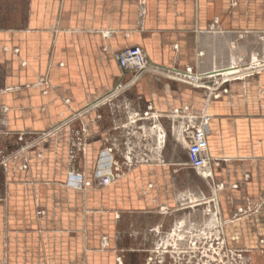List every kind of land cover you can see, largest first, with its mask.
<instances>
[{
	"label": "crops",
	"instance_id": "crops-1",
	"mask_svg": "<svg viewBox=\"0 0 264 264\" xmlns=\"http://www.w3.org/2000/svg\"><path fill=\"white\" fill-rule=\"evenodd\" d=\"M133 45L151 63L139 75L118 61ZM251 53L264 59V0H0V130L50 132L26 168L21 154L2 169L0 264H181L165 239L196 237L201 215L202 235L240 254L231 264H264V71L226 91L179 75ZM185 107L211 116L206 198L187 165ZM99 164L110 183L69 179Z\"/></svg>",
	"mask_w": 264,
	"mask_h": 264
},
{
	"label": "built area",
	"instance_id": "built-area-1",
	"mask_svg": "<svg viewBox=\"0 0 264 264\" xmlns=\"http://www.w3.org/2000/svg\"><path fill=\"white\" fill-rule=\"evenodd\" d=\"M118 61L121 69L124 72H132L134 75L144 73L151 66L146 52L139 45H133L120 51L118 53ZM228 69L230 73L226 77V74L215 75L218 74L215 71V74L211 72L200 77L194 76L191 73V69H189V73H187V75H179L181 77L180 79L183 81L193 83L194 85L210 89L212 91L214 89L221 88L225 83L232 79L245 77L264 71V59L259 57V55L256 53H251L247 59L245 56H240L238 61L230 65L226 70ZM224 90L226 91L227 88L224 87ZM175 112L179 114L180 118H182L184 121L182 135L187 145V165L200 173L203 177H211V181L213 182V167L218 164V161L214 159L209 152L207 128L211 120V116L207 113H203L201 115L192 114L189 112V107H185L182 110L177 109ZM24 136L25 133L18 135L19 143H22ZM109 150L108 151L111 152V149ZM104 163H107V168L117 167V162L113 158H107ZM100 165L101 164H99V166L96 168L92 180L84 179L81 173L73 174L70 177V180L74 181L75 185L79 188H85L92 183L94 185H106L110 183L111 176H109L107 173H104L103 169L100 168ZM21 167L26 168L27 166L25 163H23ZM211 247V249L214 250L215 255H220V249H222V247L215 248L213 245ZM227 250V253L229 254L228 259L226 260L221 257L219 263L222 262V264H231L232 258L230 257V254L233 252L230 248H227ZM189 252L191 253L192 257L195 258V264H217L215 258L209 262L201 263L202 258L200 255H198L199 248L197 247L196 240H191ZM192 257H190V260H188V264L194 263ZM238 257H240V254H238ZM196 258L199 260L196 261Z\"/></svg>",
	"mask_w": 264,
	"mask_h": 264
},
{
	"label": "rangeland",
	"instance_id": "rangeland-1",
	"mask_svg": "<svg viewBox=\"0 0 264 264\" xmlns=\"http://www.w3.org/2000/svg\"><path fill=\"white\" fill-rule=\"evenodd\" d=\"M227 83H225L221 88L220 91L224 90V87L227 88L226 86ZM4 112L7 111V108H3L2 109ZM1 117V116H0ZM25 133V132H24ZM21 133H7L5 130H0V199H3V195H4V190H3V174H2V169L4 167H7L9 165L10 162H13L16 164L18 157L21 156V158L23 159V163H25L26 166L29 165V162L31 160V158L29 156L26 155L27 152H30L31 149H33L35 146H37L39 143H42V145H44V141L45 139H47V135L50 134V132H46V133H42V134H27L25 133L24 139L22 141V143H19L18 140V135H20ZM38 136L43 137L44 139H41L40 141L38 140ZM4 137H10V140L8 141L7 147L4 146ZM15 142V143H14ZM44 142V143H43ZM15 144V145H14ZM16 144H19V146H17ZM17 146V147H16ZM38 156H40V154H37ZM21 164V163H20ZM19 164V168L20 169H24L22 166V164ZM96 170V169H95ZM95 173V172H94ZM73 175L70 174L69 175V179L70 177ZM94 176V174H93ZM84 178V176H83ZM93 178V177H92ZM85 179V178H84ZM88 180V179H86ZM90 180V179H89ZM92 180V179H91ZM200 183H201V191L203 192V196H205V198L208 196V194L211 193L210 191V187H211V177L207 178V177H203L200 176ZM205 201H207V199H201L200 203H204ZM211 209V207H209L208 204H201L200 208L201 210L203 209ZM45 210H39L37 211V215L42 216L45 214ZM208 216L204 217L203 215H201L200 217V224H196V228L195 230H193L194 235H196V237H191V238H187V237H167L165 239V248L163 249L166 253L165 255L167 256L166 259L171 260L173 263H177V261H181L183 255L185 253H187L188 255H186L185 258H187V260H185L184 264H188V260H190V257H192L191 253L189 252L190 250V245H191V240H196L197 242V247L199 248V252L198 255H200L201 259V263L202 262H209L210 260H214V258L216 259V263L217 264H222L219 263L220 262V258H224V259H228L229 254L227 253V244L224 243L223 239H214V238H209V237H204L202 234L204 233L203 230L206 229V225L208 224L207 222ZM205 221V222H204ZM14 229L16 227H13ZM11 228V229H13ZM201 234V235H199ZM214 246L215 248L218 247H222V249H220V255H215L214 250H212L211 246ZM40 248V247H38ZM214 248V249H215ZM38 250V249H37ZM164 255V256H165ZM231 258L236 259L238 257V254H230ZM37 256H40L39 254H37ZM198 258V257H197ZM196 258V261H198L199 259ZM165 260V259H164ZM192 260H194L195 264V258L192 257ZM146 263L149 264L150 263H157V258L155 257H149V255H147V258L145 259Z\"/></svg>",
	"mask_w": 264,
	"mask_h": 264
},
{
	"label": "bare ground",
	"instance_id": "bare-ground-1",
	"mask_svg": "<svg viewBox=\"0 0 264 264\" xmlns=\"http://www.w3.org/2000/svg\"><path fill=\"white\" fill-rule=\"evenodd\" d=\"M216 73H218V74H215V75H219V74H226L225 75V77L227 76V75H229V73H230V71H229V69L228 70H222V71H218V72H216Z\"/></svg>",
	"mask_w": 264,
	"mask_h": 264
},
{
	"label": "flooded vegetation",
	"instance_id": "flooded-vegetation-1",
	"mask_svg": "<svg viewBox=\"0 0 264 264\" xmlns=\"http://www.w3.org/2000/svg\"><path fill=\"white\" fill-rule=\"evenodd\" d=\"M188 253V252H187ZM187 253H185L184 255H183V257H182V259H181V264H184L185 263V260H187V258H185L186 257V255H188Z\"/></svg>",
	"mask_w": 264,
	"mask_h": 264
}]
</instances>
